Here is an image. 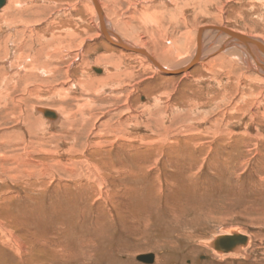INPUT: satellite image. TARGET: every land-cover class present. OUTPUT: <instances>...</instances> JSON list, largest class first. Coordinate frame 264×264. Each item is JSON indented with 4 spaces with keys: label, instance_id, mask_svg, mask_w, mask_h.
<instances>
[{
    "label": "rangeland",
    "instance_id": "374dc122",
    "mask_svg": "<svg viewBox=\"0 0 264 264\" xmlns=\"http://www.w3.org/2000/svg\"><path fill=\"white\" fill-rule=\"evenodd\" d=\"M99 1L116 35L169 68L188 60L201 26L264 38V0ZM89 3L8 0L0 9V74L10 82L0 85V133L11 143H0V264H264V74L213 56L187 76L159 73L97 36ZM212 35L208 49L222 42ZM8 38L49 43L57 77L24 72ZM104 60L118 61V82L60 89L113 72ZM95 85L105 87L94 93ZM83 95L94 97L97 121H84L76 145L72 131L35 127L41 106L61 110V121ZM93 127L108 131L98 138ZM113 159L109 171L103 161ZM233 233L246 240L230 251L243 253L220 257L216 238ZM142 253L153 260H138Z\"/></svg>",
    "mask_w": 264,
    "mask_h": 264
},
{
    "label": "bare ground",
    "instance_id": "6f19581e",
    "mask_svg": "<svg viewBox=\"0 0 264 264\" xmlns=\"http://www.w3.org/2000/svg\"><path fill=\"white\" fill-rule=\"evenodd\" d=\"M89 1H90V3H89L90 4L89 5V10L92 11V13H93V15H94V17H95V19L97 21L96 22L97 31H98L97 36L98 35L100 37L102 36L103 38L108 39L111 43H114L118 47H120L122 49H125V50H127L129 52H137V54H140V55L144 56L146 59H148L147 60L148 63H150V65H152L153 68L156 71H159V73H164V74H169L170 75L172 72H173L172 74H176V73H181L182 72L181 73V76H183V75L187 76L188 75V72H189V67L192 64H199V63H201L202 65H207L210 62V60L205 61V59L206 58H209L210 56L211 57L213 56L212 57L213 59H218V57H221V59H222L223 62H224L225 59H227L231 65H232V63L235 62L239 66L240 65H245V67L248 68L249 70L252 69V68L255 69L256 70L255 71L256 74H264V51L261 50L260 48H258V46H256V44L254 45L252 42L249 41L250 39L251 40H255V41L259 42L260 44H262L264 46V38H262V37H259V36H256V35H248L246 33L238 32V31H235V30H232V29L230 30L229 28H226V27H224L222 25H209V26L207 25V26H201V27H199L197 29L196 34L194 36V46H193V49H192V51H191V53L189 55L188 60L186 62H183L181 64L176 65V67H174V68L172 66H171L172 68H169L170 66L169 67H166L162 63H160L159 60L157 59V57L155 56V54L154 53H151L146 46H144L142 44L128 43L127 41L124 40V38L121 39L122 37H119L118 35H116L115 32L110 28L109 23L106 22V18H105L104 13H103V10L104 9L102 10V8L104 6L100 3L99 0H89ZM6 3H8V0H4L3 4L0 6V9L3 10V8L6 5ZM9 6L11 7L10 4L7 7H9ZM10 7H9L8 11L10 10ZM149 17H151V15ZM147 19H148V17H147ZM149 20H150V18H149ZM16 32H17V30L15 31V33ZM20 32H22V31H20ZM18 34H20V33H18ZM209 34H213L212 37L215 35V36L221 38L222 39L221 44H218V45H214L213 44L214 45L213 46L211 44L212 43L211 42L210 43L211 48L208 49L207 46L209 45V43H206V38L205 37H207ZM10 37H11V35H10ZM219 38L217 40H219ZM3 41H5V40H3ZM7 41H9L10 42L9 44L12 45V48H13L12 50H13V53L15 54V57L14 58L16 59V61H15L16 63H14V64H17V62H18L19 66H20V63L22 61H23L22 63H27L26 65H23V66L21 65V67L23 68V70H25L24 72H27V73L29 72L30 73L31 71H37V70L42 71L43 70L42 72H46L48 74L49 73L52 74V72H55L56 70H58L57 67L55 66V63H56V61H59V60H57V58H58L57 55L54 54V53H57V52L55 51L54 53L51 54L50 51H49V49H46L47 47H50V46H48L49 43L46 44V45H42L40 47H38V46L37 47H34L33 46L34 44L33 45H30L31 43L29 45H27L25 43V40L19 42L18 44H14V42L12 41V39H9ZM52 42H54V41H52ZM228 42L231 43V44H229ZM186 43H188V42H186ZM50 44H51V42H50ZM235 44L238 45V46L241 45L244 48V50L242 49V47L241 48L239 47V49H237L236 48L237 46L235 48L232 47L234 50H230V51L227 50V49H229L230 46L235 45ZM185 48H186V46H185ZM236 50H238V51H236ZM58 54H60V53H58ZM220 54L221 55L223 54L225 57L223 58ZM255 58H257V59H260L261 58L263 61L262 62L255 61L254 60ZM99 59L100 58H95L94 59V60H96L95 63H99L100 62ZM213 59H211V60H213ZM116 62H118V61L116 60ZM116 62L115 61H108V60L107 61H105V60L103 61V63L105 65L106 64L109 65L111 63L114 64V70H113V72H110L108 70V68H106L105 65H104V67H105L104 73H106L104 77L101 76V78H98V77H90L91 75L90 76L87 75L89 77H86L85 76L86 78H88L86 81H85V79H86L85 77H83L81 79L78 78L76 80H72L71 79L72 81H70V79H69V80H67V82H65L63 84V86L60 89H62L64 87V89L66 90L68 88L78 87L80 89V91H81V89H85L86 90V88L84 87L86 84L92 87L93 86L92 85L93 84L92 82H98V80L100 82V85H101V82H103V80H104L106 82L105 83L106 86H107V84L110 85L111 84L110 82H112V81L113 82L114 81L115 82H118L116 80H120L118 78L119 77L121 78L122 74H121V72L119 70L120 65H119V63H116ZM9 63H10L9 64V69L13 68L12 65H11V62H9ZM17 67L18 66L16 65V68ZM100 69L101 68H99V67H95L93 70H95L97 72H100ZM62 74H65L66 75L67 72H62ZM6 75H5V72L4 73L1 72V74H0V85L2 84L1 83L2 81L4 82V81H7L8 80ZM14 75H15V72H14V74L11 75V78L15 77ZM52 77H57V74H52ZM260 80H262V79H260ZM88 81H91V83H88ZM8 83L10 84V82H8ZM105 85H102V86H99L98 85L99 86L98 89L105 87ZM93 88L94 89L92 90V92L97 93L98 89H97L96 85ZM60 89H57V90H60ZM110 89H112V88H110ZM154 98H158V97H154ZM81 100H82L81 101L82 103L78 104L77 107H76V109L74 111L73 110H68V112H66L67 110L65 109L66 110L65 112L67 114L64 115V118L61 121H60L61 115L58 112V111L61 112V110L58 109V111H57V110L51 109V107L50 108H47L45 106L44 107L41 106V108L38 107V108H40V110H39V116L41 115V116H43L46 119L45 120H41V119H39L40 118L39 116H36V119H37L36 121L37 122H35V121H33V122H35L37 124H35L36 126L35 125L34 126L38 129V128H41L40 126H43L44 127L45 124H47L50 127L52 125H58V126L64 128V129H66V131H72L71 136H70V139H71L72 145L73 146L76 145V141L75 140L77 138V134L80 132V129L82 128V124L84 123V121H87L88 122V121H90V119L95 118L94 117V113H93L94 112V108H95L94 107V103H95L94 102V100H95L94 97H91V98H88L87 97L86 98L84 96L83 98H81ZM152 102L156 103L158 101L153 100ZM4 103H5V101H4ZM126 106L129 107L128 105H126ZM35 108H37V107H34V111H35ZM144 108H145V106H144ZM145 109H149V107L148 108H145ZM105 113H107L108 117L113 115V113L110 114V111L109 112H105ZM115 114H116V112L114 113V115ZM105 117H103V118H105ZM108 117L105 120H103L102 122H100L99 125L100 126H106L105 125L106 122L108 120H110V117L109 118ZM98 118L100 119V117H98ZM214 119H215V117H214ZM94 120L97 121V117ZM117 121L119 122V128H120L119 130H122L123 127L125 128V127H127L126 125L130 124L131 119H130L129 115H128V117H127V115H125L123 119H120V120H117ZM28 122L30 123L31 121H28ZM76 124L78 125V127H76ZM88 125H89V123H88ZM92 131H93V133H94L95 136H97L98 138H102V135L106 134V132L108 130L107 131L106 130L103 131V129L101 130L99 128H94L93 127L92 128ZM110 131H111V129H110ZM4 137H6V136H4L3 134L0 133V143L1 144L4 143V141H5V143L8 142V139H5ZM128 138H130V137H128ZM8 144H11V143L8 142ZM5 145H7V144H5ZM69 152H71V151H69ZM93 152H95V151H93ZM105 152H106V150H105ZM2 156H3V154L0 155V157H2ZM117 160L118 159H116V160L113 159V160H109V162L108 161H106V162L103 161V162H104L105 165H108L109 166V171H111V170H113V165L116 167ZM97 178H98V176H97ZM217 253L219 254L220 257H223V256H225V254H239V253H243V250L241 248H238V249H236V251H229V252L228 251L227 252H224V251L222 252L221 251V252H217Z\"/></svg>",
    "mask_w": 264,
    "mask_h": 264
},
{
    "label": "water",
    "instance_id": "95a60500",
    "mask_svg": "<svg viewBox=\"0 0 264 264\" xmlns=\"http://www.w3.org/2000/svg\"><path fill=\"white\" fill-rule=\"evenodd\" d=\"M4 0H0V6L3 4ZM254 45L258 46L261 50L264 51V46L255 40H249ZM120 45V44H119ZM246 237L241 234H224L216 238L215 244L216 248L223 250L224 252L230 251L236 245L244 243ZM136 258L143 262H151L154 258L152 253H142L136 256Z\"/></svg>",
    "mask_w": 264,
    "mask_h": 264
}]
</instances>
